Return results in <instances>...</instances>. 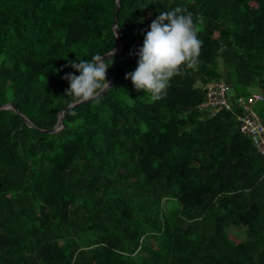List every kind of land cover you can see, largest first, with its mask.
<instances>
[{
	"label": "trees",
	"instance_id": "obj_1",
	"mask_svg": "<svg viewBox=\"0 0 264 264\" xmlns=\"http://www.w3.org/2000/svg\"><path fill=\"white\" fill-rule=\"evenodd\" d=\"M115 3L0 0V106L16 108L0 110V264H264V156L232 113L201 107L212 81L264 98V0ZM177 6L203 17L200 63L149 103L125 75ZM115 21L111 87L56 133L28 127L57 125L69 61L114 50Z\"/></svg>",
	"mask_w": 264,
	"mask_h": 264
},
{
	"label": "clouds",
	"instance_id": "obj_2",
	"mask_svg": "<svg viewBox=\"0 0 264 264\" xmlns=\"http://www.w3.org/2000/svg\"><path fill=\"white\" fill-rule=\"evenodd\" d=\"M203 23L202 16H197L194 21L193 14L179 6L163 11L152 21L137 53V68L125 75L134 90L148 94L149 103L166 96L173 77L182 76L184 69L195 68L200 63L198 58L203 42L198 33ZM105 55L112 56L114 51L111 49ZM105 55L96 54L91 60L78 59L79 63L69 61L79 73L78 76L68 73L62 77L68 81L65 94L72 97L73 103L98 100L101 93L109 89L106 72L113 61L105 60ZM128 100L130 104L134 101L129 97Z\"/></svg>",
	"mask_w": 264,
	"mask_h": 264
},
{
	"label": "built area",
	"instance_id": "obj_3",
	"mask_svg": "<svg viewBox=\"0 0 264 264\" xmlns=\"http://www.w3.org/2000/svg\"><path fill=\"white\" fill-rule=\"evenodd\" d=\"M229 85L225 81H212L204 86V102L202 108H210L212 114L226 110L235 116L241 135L251 139L258 153L264 156V123L256 112L254 105L264 100L261 93L230 99Z\"/></svg>",
	"mask_w": 264,
	"mask_h": 264
},
{
	"label": "water",
	"instance_id": "obj_4",
	"mask_svg": "<svg viewBox=\"0 0 264 264\" xmlns=\"http://www.w3.org/2000/svg\"><path fill=\"white\" fill-rule=\"evenodd\" d=\"M118 3H119V0H116V3H115V5H116V11H119V5H118ZM112 28H113V31H114L115 35L117 36L119 42H118V45L116 46V48L113 50L114 51V55H112V56L105 55L103 57L105 60L114 58V57L120 55L121 53H123V51H124V43L122 42V40L120 38V32H119V30L117 28V21H115V23L113 24ZM106 75H108V77H109L108 83H109V88H110L111 85H112L114 76L112 74H109L108 71L106 72ZM107 90L108 89H106L104 92H102L101 95H103ZM88 102L89 101L82 102V103H72L68 107L64 108L58 114V123H57V125L54 128L50 129V130L38 129V128L34 127V125L24 115H21L20 117L24 120L25 124L28 127L33 128L34 130L37 129L38 131H41V132H46L47 134H53V133L58 132L61 128L64 127V125H63V118H64V113L67 110H69V109H71L73 107L79 106V105H84V104H86ZM9 108H11L13 110H16V108L13 107V106H11L10 103L4 104V105H1L0 106V110L9 109Z\"/></svg>",
	"mask_w": 264,
	"mask_h": 264
},
{
	"label": "rangeland",
	"instance_id": "obj_5",
	"mask_svg": "<svg viewBox=\"0 0 264 264\" xmlns=\"http://www.w3.org/2000/svg\"><path fill=\"white\" fill-rule=\"evenodd\" d=\"M249 91L251 92V93H259L260 91L259 90H257L256 88H254V87H250V89H249ZM234 95H235V93H234V91L231 89V90H229V93H228V96H233L234 97ZM234 98H236V97H234ZM237 99V98H236ZM260 102H257L255 105H254V108H255V110H256V108L257 109H259L260 107ZM258 112V111H257ZM229 236H230V238L231 239H233V240H237V241H239V240H242V238L244 237V234H243V232L240 230V231H235V230H231L230 232H229Z\"/></svg>",
	"mask_w": 264,
	"mask_h": 264
}]
</instances>
